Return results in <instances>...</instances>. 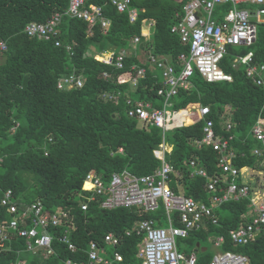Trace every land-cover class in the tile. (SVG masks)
I'll use <instances>...</instances> for the list:
<instances>
[{"label": "trees", "instance_id": "obj_1", "mask_svg": "<svg viewBox=\"0 0 264 264\" xmlns=\"http://www.w3.org/2000/svg\"><path fill=\"white\" fill-rule=\"evenodd\" d=\"M188 1L132 0L137 17L131 22L128 12H118L110 0H87L86 7L99 6L102 16L109 20L106 32L95 24L89 35L83 20L64 17L57 26L58 36L44 40L24 32L30 16L43 7L26 0H0V40L6 43L0 52V198L11 189L18 205L39 200L49 210L61 208L68 218L64 225L50 227V233L57 237L67 234L77 248L71 252L66 242L54 239L55 254L44 257L39 250L29 258L24 240L14 238L6 242L10 250L0 254V264H13L18 259L26 264L85 259L90 242H101L108 232L123 235L118 246L122 264H136L140 238L126 237L124 232L144 219L155 218L163 224V206L147 213L137 207L106 210L98 202H89L84 210L82 202L90 194L83 190L85 175L95 171L107 180L113 172L123 170L135 175L154 173L161 166L160 152L167 144L172 148L164 151L163 157L173 168L167 185L175 193L210 204L213 195L225 192L226 184L221 183L215 192L207 190L209 178L221 175V154L202 142L209 121L218 136L231 137L228 151L233 152L232 165L264 170L263 154L252 153L260 147L252 128L258 118L264 124V83H256L247 74L248 66L255 65L257 74L264 65V21L256 22L253 43L227 46L219 65L231 80L209 82L194 69L188 87L178 86L169 98L176 117L169 128L163 131L154 124L140 127L138 120L127 114L134 101L163 107L164 96L157 91L167 89L161 70L147 54L148 60L142 62L134 54L131 41L139 36V45L148 54L166 58L179 70L178 56L188 55L189 44H183L171 27L181 21ZM68 2L59 0L64 7L57 9L67 8ZM146 20L152 22V36L144 40L141 34ZM104 50H113V56L128 50L122 52L124 66L117 68L100 61L99 53ZM248 52H252L249 64L235 62L237 55ZM139 68L144 69V76L132 86L129 81ZM73 73L81 76L82 86L59 88L58 81ZM261 74L264 77V71ZM202 106H207L209 113L201 115ZM191 162L204 169L209 178L194 174ZM251 210L249 197L223 202L213 209L217 223L204 219L199 229L177 239L178 250L186 255L195 252L196 264H210L214 241L223 237L215 247L217 251L241 253L248 264H264V226L244 244H234L229 236L231 229L249 222ZM173 217L179 224L176 213ZM10 218L0 204V220Z\"/></svg>", "mask_w": 264, "mask_h": 264}, {"label": "built area", "instance_id": "obj_2", "mask_svg": "<svg viewBox=\"0 0 264 264\" xmlns=\"http://www.w3.org/2000/svg\"><path fill=\"white\" fill-rule=\"evenodd\" d=\"M87 0H69L68 8L65 11L70 17H75L93 25L100 20L101 25L106 27L109 22L101 16V8L95 5L85 6ZM247 2L256 4V8L251 9H231L225 12L224 20L217 22L213 18V12L217 4L221 2ZM110 3L116 7L118 12H128L129 20L134 22L137 17V11L130 7V0H110ZM184 15L178 25L171 27V31L178 32L183 44H189V53H181L178 56L180 69L166 60H158L149 55L150 61L155 63L161 70L165 86L167 89L159 88L157 93L164 96V104L161 108L152 107L149 102L134 101L131 108L128 109L129 117L136 118L138 123L144 127L148 124H154L163 131L171 125L175 116L170 114L167 104L171 105L169 98L177 92L178 86L187 88L189 78L194 69L201 76L211 82L218 80H231V76L223 72L219 61L227 52L228 45H249L256 38V22L264 21V0H189L183 6ZM255 21L251 20V17ZM62 13L54 12L45 22H31L25 25L24 32L32 37H38L44 40H52L58 36L57 26L61 21ZM140 38L135 37L137 42ZM55 45L59 41L55 40ZM69 48V47H68ZM6 49V43L0 40V52ZM125 54L119 53L116 56L105 57L99 53V60L107 65H113L117 68L124 66ZM249 64L252 61V52L244 56L237 55L235 62ZM256 66L251 65L247 68V74L254 78L258 84L264 83V77L261 71H264V65H260V72L255 74ZM106 75V74H104ZM258 75V78L255 77ZM144 76V69L139 68L136 76L129 82L134 86L138 77ZM83 80L77 74H69L58 81L59 88H77L81 87ZM111 98V94L107 95ZM127 103L131 99H127ZM201 115L209 113L207 106L199 108ZM229 127V126H228ZM203 143L212 145L213 149L221 154L219 167L221 175L211 178L202 168L194 166L193 173L202 177L209 178L207 190L215 192L221 183L226 184V190L222 195H213L211 203L200 202L192 197L175 193L168 185L169 175L173 168L163 157L166 151L162 147L161 166L154 173L147 175H135L127 170L122 172H113L107 180L95 171H90L85 175L83 190L87 193L82 202L81 208L86 210L89 202H98L99 207L106 210L116 208L137 207L143 212L151 213L159 209L160 205L165 210L166 225H158L155 218L137 221L130 229L125 231L126 236L135 235L140 238L138 243L137 257L141 264H196L197 256L195 252L186 255L180 252L177 247V238L186 237L191 230L201 227L204 219L211 220L216 224L217 219L213 214V209L220 206L228 200H239L249 197L252 206V216L248 223L240 225L236 229L229 231V236L234 244H244L251 240L261 226H264V188L256 194L248 182L243 181V169L232 165L231 158L233 152L228 151L229 140L218 136L209 121L204 127ZM252 134L260 142V147L255 148L253 154H263L264 157V124L263 119L258 118L252 128ZM239 179H241L239 181ZM89 186L86 187L85 184ZM0 204L11 216L8 220H0V254L10 250V244L6 243L14 238L24 240L25 250L30 255H35L39 250L44 257L55 254L53 240L66 242L67 249L71 252L76 251V246L69 241L67 234L64 236H53L50 233V227H58L66 222L67 212L57 207L49 210L41 201L31 204L18 205L13 199L11 189H6L0 198ZM177 214L175 224L173 214ZM67 233V231H65ZM121 241V237L112 233L106 234L101 242H90L86 251L85 259L74 260L68 258L62 260L64 264H118L122 263L123 255L113 250H105L104 243L116 248ZM223 241V237H217L214 246L217 247ZM106 254V256H102ZM13 264H26L20 259ZM210 264H248V259L241 253L225 251H216L210 261Z\"/></svg>", "mask_w": 264, "mask_h": 264}, {"label": "crops", "instance_id": "obj_3", "mask_svg": "<svg viewBox=\"0 0 264 264\" xmlns=\"http://www.w3.org/2000/svg\"><path fill=\"white\" fill-rule=\"evenodd\" d=\"M131 1V4H130V7L132 8V9H135L133 6H132V0H130ZM26 2H29V3H32L33 5H39V6H41V7H43V9L38 13V14H36V15H31L30 16V20L26 23V24H28V23H31V22H42V21H44L48 16L50 17V13L52 12V11H54V12H59V13H62V17H61V19H63L64 17H70V16H68L67 14H65V11H66V9L68 8V6H66L67 8H65V9H63L62 11H59L57 8L58 7H64L63 5L64 4H61V3H59V0H26ZM68 4H69V2H68ZM90 5H93V4H90ZM96 6V5H95ZM251 9V8H256V4H250V3H247V2H231V1H228V2H221L220 4H217L216 5V7H215V9H214V12H213V18L217 21V22H222L223 20H224V14H225V12H227L228 10H231V9H236V10H241V9ZM136 10V9H135ZM182 10H183V8H182ZM53 14V13H52ZM183 15H184V11H183ZM101 16H102V14H101ZM102 18H104L103 16H102ZM183 18V17H182ZM181 18V19H182ZM106 19V18H105ZM262 20H264V16L261 18ZM107 20V19H106ZM251 20H253V21H255V18L252 16L251 17ZM45 22V21H44ZM85 23H86V31H87V33L89 34V35H91L92 34V30H93V27L95 26V24H100V28L102 29V31H104V32H106V30H107V27L109 26V24L106 26V27H103L102 25H101V22H100V20H97L93 25L91 24V26H89V23H87L86 21H84ZM108 22H109V20H108ZM25 24V25H26ZM142 36H143V39L144 40H146V39H148V38H150L151 36H152V22H151V20H146L145 22H144V26H143V28H142V34H141ZM136 37H139V36H136ZM135 38V37H134ZM140 38V37H139ZM146 38V39H145ZM140 40H141V38L137 41V42H135L134 41V39L131 41V43H130V46H131V48L133 49V52H134V54L142 61V62H144V61H146V60H148V56L147 55H150V54H148L147 52H146V50L144 49V48H142L140 45H139V42H140ZM90 50H93L94 51V48L92 47V46H90ZM90 50H89V52L88 53H90ZM128 52V50H125V51H122V52ZM112 52H114L113 50H110V51H102V54H104V56L105 57H109V56H111V55H113V53ZM147 54V55H146ZM158 60H162V59H166V58H164V57H156ZM167 60V59H166ZM168 62V61H167ZM169 63V62H168ZM148 64H150L149 63V61H148ZM151 65V64H150ZM152 66V68H154L155 69V66H153V65H151ZM133 67V66H132ZM156 67H157V65H156ZM157 70H158V68H157ZM131 80V79H130ZM176 118V117H175ZM164 148H165V150L166 151H170L171 150V146L170 145H167L166 144V146H164ZM244 171H243V176L245 177V176H247L248 177V179H247V182H250L251 181V179L253 178V173H251V172H246V173H244L246 170H247V168H245V169H243ZM164 221H166V220H164ZM163 221V225L165 226L166 225V222H164ZM158 223H159V221H157ZM111 232H108V233H106V234H110ZM105 234V235H106ZM113 234V233H112ZM114 235H116V234H114ZM124 235H125V232H124ZM116 236H120L121 237V241H120V244L122 243V240H123V235H120V234H117ZM126 236V235H125ZM132 236V235H131ZM126 237H128V236H126ZM138 243H139V241L137 242V245H136V247H137V249H136V252H135V259H136V264H141V260L137 257V250H138ZM119 244V245H120ZM118 245V246H119ZM104 246H105V250L106 251H108V252H110V254H111V252L113 251V250H117V251H119V249H118V246L116 247V248H113V247H111V245H109V244H106V243H104ZM120 252V251H119ZM121 253V252H120ZM101 255L102 256H106V254L104 255V254H102L101 253ZM123 262V261H122ZM63 263V262H62ZM64 264V263H63ZM118 264H122V263H118Z\"/></svg>", "mask_w": 264, "mask_h": 264}, {"label": "rangeland", "instance_id": "obj_4", "mask_svg": "<svg viewBox=\"0 0 264 264\" xmlns=\"http://www.w3.org/2000/svg\"><path fill=\"white\" fill-rule=\"evenodd\" d=\"M166 107L170 111V114L172 115L173 113H172L171 105L167 104ZM142 126H144L143 123H142ZM142 126L140 125V127H142ZM261 167H262V169H264V165H261ZM246 172L253 173V175H252L253 178L248 183L251 186V188L254 190V192H256V194H258V192H260L264 188V170H262V171L261 170H251V168L250 169L247 168V170L244 173H246ZM241 177H242L243 181L247 182V179H248L247 176H245V177L241 176ZM83 186H84V184H83ZM158 225H163V224H160V222H159ZM213 249H214V253H215L217 250L215 249V247H213ZM31 256L32 255H28L29 258H31ZM24 260L28 261L27 258H25Z\"/></svg>", "mask_w": 264, "mask_h": 264}]
</instances>
